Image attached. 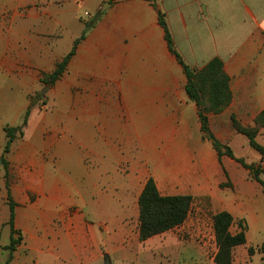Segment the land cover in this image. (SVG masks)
Returning <instances> with one entry per match:
<instances>
[{
    "label": "crops",
    "instance_id": "crops-1",
    "mask_svg": "<svg viewBox=\"0 0 264 264\" xmlns=\"http://www.w3.org/2000/svg\"><path fill=\"white\" fill-rule=\"evenodd\" d=\"M100 2L99 6L110 3L108 11L98 16L78 50L87 54L98 47L101 80L131 88L128 103L138 118L164 120L170 132L166 149L178 154L163 172L174 175L159 185L145 168L126 164L129 173L124 175L115 162L98 160V177L110 185L98 198V225L92 221L96 202L81 196L62 204L47 200L41 214L15 208L14 227L23 239L10 264H104L106 256L111 264H216L213 216L222 211L235 219L232 234L240 231L239 222L246 226V244L234 249L233 264H264L263 187L235 159L223 156L220 163L212 143L203 139L198 107L186 93L183 67L170 52L159 23L161 12L176 51L190 67L202 68L214 58L223 62L231 101L208 117L215 137L229 145L236 158H244L236 150L251 146L231 118L249 126L264 109V0ZM83 28L72 33V39ZM176 128L179 135L172 133ZM257 141L264 146V129ZM149 177L162 195H189L194 203L183 224L141 241L138 199ZM261 178L264 181V174ZM72 203L77 209H69ZM9 216L10 210L9 215L0 211V234L4 229L9 234V241L0 243V264L10 256L4 249L10 244Z\"/></svg>",
    "mask_w": 264,
    "mask_h": 264
},
{
    "label": "rangeland",
    "instance_id": "rangeland-1",
    "mask_svg": "<svg viewBox=\"0 0 264 264\" xmlns=\"http://www.w3.org/2000/svg\"><path fill=\"white\" fill-rule=\"evenodd\" d=\"M99 3L0 0V211L8 215L9 191L17 210L39 214L46 212L47 200L62 204L81 196L96 202L92 221L98 225V198L110 186L98 177L101 159L115 162L124 175L129 173L126 164L140 171L145 168L159 185L174 175L163 172L166 164L174 165L178 154L166 149L170 132L164 120L138 118L128 103L131 88L101 80L98 47L87 54L78 50L98 24V16L108 11L109 2ZM80 26L81 35L72 39ZM73 48L63 75L54 84L47 83L46 75ZM6 127L18 130L10 151L3 154ZM248 148L236 154L250 164L260 159L264 169V159ZM68 207L74 210L77 204ZM8 241L4 229L0 243Z\"/></svg>",
    "mask_w": 264,
    "mask_h": 264
},
{
    "label": "trees",
    "instance_id": "trees-1",
    "mask_svg": "<svg viewBox=\"0 0 264 264\" xmlns=\"http://www.w3.org/2000/svg\"><path fill=\"white\" fill-rule=\"evenodd\" d=\"M159 23L165 32V39L170 52L176 57L178 63L183 67L186 76V93L189 99L198 107V116L201 124L203 139L210 141L216 150L220 163L223 156H228L239 162L244 168L249 170L250 177L257 181L264 191V181L261 176L264 169L259 164L248 163L244 158H236L229 145L221 143L213 134L208 119L209 113L218 114L229 105L231 93L229 87V77L224 72V64L219 58L212 59L202 68L190 67L178 54L174 47L168 25L159 13ZM86 34L80 39H83ZM75 53L73 48L61 62L57 63L55 70L46 75V82L54 84L65 72L67 65ZM28 114H26L27 117ZM234 128L245 135L252 149L258 152L264 159V146L258 143L257 137L264 129V109L255 118L254 123L244 126L240 121L232 116ZM15 127H6L7 142L3 154L10 151L12 143L16 139ZM22 134V132H21ZM4 165L6 160L1 158ZM7 175V174H6ZM194 198L189 195H162L153 177H149L145 183L142 193L138 199L139 205V239L145 241L155 235L162 234L174 229L186 220L192 206ZM8 205L10 210L9 225L11 230L10 244L4 249L10 251V256L6 264H10L12 252L21 244L23 236L20 230L14 227L16 204L8 192ZM214 232L216 236L217 253L214 257L216 264H233V251L237 246L246 244V226L240 224V231L232 234L230 227L235 223L233 216L222 211L213 216ZM253 248H249V253L253 254Z\"/></svg>",
    "mask_w": 264,
    "mask_h": 264
},
{
    "label": "water",
    "instance_id": "water-1",
    "mask_svg": "<svg viewBox=\"0 0 264 264\" xmlns=\"http://www.w3.org/2000/svg\"><path fill=\"white\" fill-rule=\"evenodd\" d=\"M104 264H111V262L107 256L105 257Z\"/></svg>",
    "mask_w": 264,
    "mask_h": 264
}]
</instances>
